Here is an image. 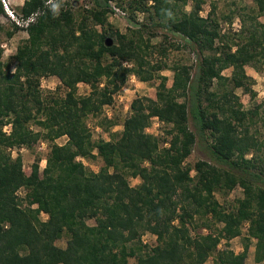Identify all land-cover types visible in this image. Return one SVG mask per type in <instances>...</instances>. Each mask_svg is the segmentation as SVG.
<instances>
[{"label":"trees","instance_id":"1","mask_svg":"<svg viewBox=\"0 0 264 264\" xmlns=\"http://www.w3.org/2000/svg\"><path fill=\"white\" fill-rule=\"evenodd\" d=\"M46 1H22L20 20L33 15L24 26L27 37L0 59V264H127L129 257L135 264H203L207 258L246 264L249 238L253 263L264 264V135L251 128L259 105L243 109L234 92L254 95L244 67L264 57V23L257 19L264 0L240 14L232 36L220 33L213 5L199 15L202 0H191L188 11L187 0H128L132 27L124 32L108 25L106 0H91L87 9L76 8V0ZM136 12L145 13L140 21ZM158 32L176 34L194 54L193 65L149 63V54L165 58L173 46L151 44ZM166 68L170 86L157 73ZM226 68L229 75L222 73ZM129 74L158 79L155 97L133 98L121 129L92 141L85 118L99 116L104 130L115 125L101 110ZM44 76L59 80L62 95L41 96ZM78 83L89 86L87 94L77 95ZM152 118L164 125L161 143L145 131ZM60 136L66 139L57 144ZM38 139L49 142L44 166L35 160L25 172L20 155L7 149L30 148ZM194 143L206 159L186 166ZM80 158L102 164L92 171ZM131 177L139 182L130 185ZM234 187L241 195L232 203L216 199L215 192ZM197 220L206 233L195 232ZM143 233L154 236L153 245L141 242ZM239 235L241 251L217 248Z\"/></svg>","mask_w":264,"mask_h":264},{"label":"rangeland","instance_id":"2","mask_svg":"<svg viewBox=\"0 0 264 264\" xmlns=\"http://www.w3.org/2000/svg\"><path fill=\"white\" fill-rule=\"evenodd\" d=\"M23 0H3L1 2L3 12L0 14V49L1 61H5L9 55L13 54L16 46L21 43L26 37V31L24 30L25 22L21 21L19 18L18 7L21 5ZM66 1L71 3L72 0H59V3ZM117 3L122 6V9L125 12V19H117L114 17L108 16L107 13V23L111 26V28H115L120 32H124L127 27H132L130 22H128L129 9H127L126 3L128 0H116ZM57 3L56 0H50V4ZM77 4L76 8L87 9L92 6L91 0H76ZM191 0H187L186 5L183 7L184 10L188 11L190 9ZM213 5V16L220 23V33H225V35L232 36V32H234L239 26V16L242 13H251L250 8L253 6V0H202L200 5L199 15L205 16L207 11L211 9ZM51 6V5H50ZM7 7V8H6ZM12 16L8 14L9 11ZM79 11V10H78ZM9 12V13H10ZM253 12V10H252ZM145 13L136 12V20L140 21ZM226 17H230L227 19ZM258 21L264 23V15L258 16ZM17 22V23H16ZM12 25H16L18 28L14 29ZM98 30L99 27L97 26ZM7 32H11V36L8 37L6 35ZM162 33L158 32V34L152 38H150L151 44L160 43L162 45L167 46L168 43H172L173 46L167 50V55L165 58H160L156 53H151L147 56V60L149 63H153L154 61H158V59H163L166 66L173 65L174 63H185L188 65H193L194 63V54L186 47L182 46L181 39L176 34H167V38H162ZM111 40V39H110ZM175 46V47H174ZM129 65V64H127ZM246 74L250 77V89L254 92V95L251 96L250 93L242 91L240 88H236L234 92L238 96V99L242 105L243 109L252 108L255 105H259L257 109V115L253 118L254 124L251 128L255 127L257 129L258 136L264 135V57L259 61L255 62L252 67L245 66L244 67ZM158 75H163L166 77L165 85L170 86L171 83V71L167 68L162 69L157 72ZM224 75H229L230 68H226L222 71ZM158 79L154 78L152 80L143 82L139 81L134 75L129 74L122 84V86L113 94V100L110 105H104L101 110L100 117L105 115V117H112L115 125L108 128V130H104V126L100 124V118L93 117L88 115L85 118V124L88 128L91 140L96 141L97 139H108L109 134L113 132H118L121 129L122 119L127 115L129 111V104L131 100L135 97H155V89ZM39 92L42 97L56 96L62 95L64 89L61 86L59 80L55 76H44L39 79ZM89 91V86L84 83H78L76 93L77 95H85ZM30 129L37 130V126L34 122H30ZM9 130V124H5L2 126V131L7 133ZM164 125L159 122L156 118H152L150 124L145 128L147 133L155 135L159 137L160 143L163 140V132ZM65 136H60L55 139L57 144H62L65 141ZM48 145L49 142L44 139H38L30 148L26 147H12L11 149H7L10 153L11 157L15 156L18 153L21 157L22 169L27 172L29 170V166L35 160H38L39 169L44 166V159L48 153ZM199 159H206L204 154L199 150L196 143H194L191 147V151L189 155L184 159V164L186 166H192L193 163ZM81 162L88 169L92 171H97L99 166L102 164L98 158L94 159H83L80 158ZM193 174V172H190ZM130 185H135L139 182L138 178H129L128 179ZM18 195H22V191L18 192ZM241 195V190L239 187H234L231 191H229L225 195H221L218 192H215L216 199L221 203H232L235 198ZM41 218L44 219L45 215L41 214ZM88 223H93L92 219L87 221ZM197 228L195 232L204 234L207 232L205 228L200 225V221H196ZM219 224H215L212 226V232H214ZM214 229V230H213ZM241 234L243 237H247L246 235V223H243L241 226ZM194 231H191V234ZM66 234L63 233L62 236L55 241V244L59 247L65 246ZM140 240L142 243L151 246L155 242V238L150 233H143L140 236ZM249 244L246 251V264H254L253 263V250H254V239L249 238ZM243 239L242 236H236L228 241L220 240L217 248H222L224 245L227 246L235 253L241 251ZM264 260V256H263ZM127 264H135V259L133 257H129L127 260ZM203 264H211V258H207V260Z\"/></svg>","mask_w":264,"mask_h":264},{"label":"built area","instance_id":"3","mask_svg":"<svg viewBox=\"0 0 264 264\" xmlns=\"http://www.w3.org/2000/svg\"><path fill=\"white\" fill-rule=\"evenodd\" d=\"M1 2H3V0H1ZM46 3H50V0H47ZM106 4H107V8H108V16L114 17L117 19H125L126 18L124 10L120 6H118V3L116 0H106ZM3 5H4V2H3ZM50 5L52 6V4H50ZM9 12H8V14L10 16H12L11 12L10 13ZM32 18H33V15L29 16L26 20H24L25 25L27 24L28 21H31Z\"/></svg>","mask_w":264,"mask_h":264},{"label":"water","instance_id":"4","mask_svg":"<svg viewBox=\"0 0 264 264\" xmlns=\"http://www.w3.org/2000/svg\"><path fill=\"white\" fill-rule=\"evenodd\" d=\"M111 42L110 38H106V44L109 45Z\"/></svg>","mask_w":264,"mask_h":264}]
</instances>
